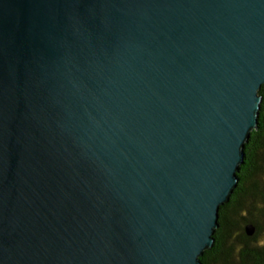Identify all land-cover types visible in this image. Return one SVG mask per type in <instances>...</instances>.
Here are the masks:
<instances>
[{"label":"water","instance_id":"1","mask_svg":"<svg viewBox=\"0 0 264 264\" xmlns=\"http://www.w3.org/2000/svg\"><path fill=\"white\" fill-rule=\"evenodd\" d=\"M263 82L264 0H0V264H202Z\"/></svg>","mask_w":264,"mask_h":264},{"label":"trees","instance_id":"2","mask_svg":"<svg viewBox=\"0 0 264 264\" xmlns=\"http://www.w3.org/2000/svg\"><path fill=\"white\" fill-rule=\"evenodd\" d=\"M258 94L257 124L244 143L236 185L219 205L214 241L199 256L202 264H264V82ZM247 224L254 226L251 234Z\"/></svg>","mask_w":264,"mask_h":264}]
</instances>
